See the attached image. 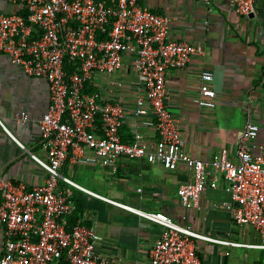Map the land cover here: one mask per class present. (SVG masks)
Listing matches in <instances>:
<instances>
[{
	"label": "built area",
	"instance_id": "built-area-1",
	"mask_svg": "<svg viewBox=\"0 0 264 264\" xmlns=\"http://www.w3.org/2000/svg\"><path fill=\"white\" fill-rule=\"evenodd\" d=\"M9 1L22 13H0V54L27 75L46 79L51 103L39 123L47 160L33 156L48 174L45 183L29 190L24 183L6 179L0 169V221L5 226L0 264H126L98 253L102 237L95 228L71 226L70 217L77 210L71 188L100 196L62 173L67 162L116 171L118 162L126 158L158 162L170 171L186 165L193 181L182 184L178 196L187 210L198 209L206 190L218 189L223 181L230 201L221 207L236 225L253 228L263 240L261 245L220 240L165 213L124 206L163 227L150 251V264H203L198 256L200 241L264 249V152L256 153L257 146L247 144L258 137L260 128L246 126L234 158L227 149L212 161L187 154L178 121L167 105L166 75L186 68L199 50L194 44L169 39V16L151 12L139 0ZM231 1L238 15L250 16L258 0ZM125 55L131 56L144 90L133 112L120 104H102L85 93L96 73L112 75L121 70ZM213 80L211 72L202 73L201 98L195 101L202 108L216 106ZM150 114L156 118L155 144L139 134L124 142L121 129L128 119ZM16 119L29 120L26 115Z\"/></svg>",
	"mask_w": 264,
	"mask_h": 264
},
{
	"label": "crops",
	"instance_id": "crops-1",
	"mask_svg": "<svg viewBox=\"0 0 264 264\" xmlns=\"http://www.w3.org/2000/svg\"><path fill=\"white\" fill-rule=\"evenodd\" d=\"M139 4L170 17V40L194 44L199 50L186 68L169 70L166 75L167 105L178 121L187 154L212 161L227 149L234 158L248 124L258 125L260 131L247 144L256 145V153L264 152V0L257 1L250 16L238 15L231 0H139ZM0 13L13 15L22 11L9 0H0ZM205 71L214 76L210 86L217 95L212 109L195 102L201 98V75ZM89 87L93 93L88 94L96 96L100 103L120 104L129 112L136 109L138 96L144 94L129 55L123 57L121 70L112 75L96 73ZM50 103L46 79L27 75L0 54V122L4 126L0 125V169L6 179L24 183L29 190L43 185L48 177L33 156L47 160L39 123ZM22 115L29 120L18 122L17 116ZM136 134L151 146L155 144L153 114L131 116L121 129L126 143L132 142ZM62 173L100 196L71 188V197L79 205L76 216L102 237L98 253L105 259L150 264V251L163 233V227L124 206L165 213L177 223L195 232L211 233L216 239L243 245L262 244L225 238L224 224L232 219L221 207L230 201L223 181L218 189L206 190L198 209L183 207L179 187L193 181L192 171L184 164L170 171L158 162L126 158L113 171L100 165L67 162ZM4 232L0 221V258ZM228 249L250 250V264H264V249L198 242L203 264H227Z\"/></svg>",
	"mask_w": 264,
	"mask_h": 264
},
{
	"label": "rangeland",
	"instance_id": "rangeland-1",
	"mask_svg": "<svg viewBox=\"0 0 264 264\" xmlns=\"http://www.w3.org/2000/svg\"><path fill=\"white\" fill-rule=\"evenodd\" d=\"M249 228L239 227L233 221H229L224 224L223 231L225 232V238L227 236L228 239L233 241H239V242L251 241L252 243H263L261 236L258 233H256L253 230V228L251 229ZM228 250L230 252H228L227 254V264H250L249 256L251 255L252 251L247 249H228ZM226 251L227 249L225 250V252ZM202 255L203 257L205 256L203 252ZM224 256L226 255L224 254Z\"/></svg>",
	"mask_w": 264,
	"mask_h": 264
},
{
	"label": "trees",
	"instance_id": "trees-1",
	"mask_svg": "<svg viewBox=\"0 0 264 264\" xmlns=\"http://www.w3.org/2000/svg\"><path fill=\"white\" fill-rule=\"evenodd\" d=\"M104 36V38L106 37V35L104 34L103 35ZM69 69V67H68V65H67V70ZM85 93H93V89H92V87H89V84H87L86 85V88H85ZM125 141V140H124ZM125 142H127V141H125ZM146 160V159H145ZM73 199V198H72ZM74 200V202L76 203V205H77V210H76V212L70 217V224H71V226H74V225H77V224H83L82 222H80V219L76 216L77 215V213H78V211H79V205H78V203L75 201V199H73ZM85 226H88V225H85ZM89 227V226H88ZM199 256V255H198Z\"/></svg>",
	"mask_w": 264,
	"mask_h": 264
}]
</instances>
